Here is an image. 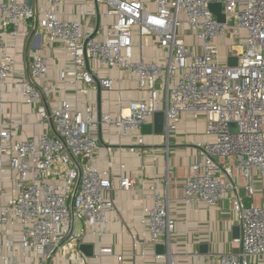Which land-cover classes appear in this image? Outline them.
Returning <instances> with one entry per match:
<instances>
[{"label": "built area", "instance_id": "obj_1", "mask_svg": "<svg viewBox=\"0 0 264 264\" xmlns=\"http://www.w3.org/2000/svg\"><path fill=\"white\" fill-rule=\"evenodd\" d=\"M61 1L50 0L53 8L37 20L31 0H0V105L12 87L15 95L37 107L40 122H50L53 128L52 133L19 139V126L28 122L17 117L0 122V173L13 176L10 195L0 205V225L18 228L21 248L36 256L48 249L51 254L74 250L78 235L72 226L77 220L102 235L108 213L115 208L111 194L133 190L135 182L124 176L116 180L112 162L104 170L95 165V130L108 126L123 139L164 111L168 143L182 114L190 113L204 117L211 140L198 144L199 154L183 187L185 204L211 207L232 194L233 210L240 216V250L219 255V264H253L264 258V205L242 202L234 174L236 169L246 180L250 197L256 179L264 181V0H154L156 11L144 0H84L104 6V16L115 19L106 30H83L77 21L59 19L54 8ZM215 2L223 6L224 23L210 10ZM33 21L44 41L59 44L69 54L73 68L63 70L61 80L75 93L112 90L115 80L103 71L116 70L133 76L145 96L120 98L117 117L110 112L95 117L92 104L78 110L68 100L51 109L46 94L57 88L40 85L49 73V57L35 54L25 72L17 70L9 53L18 29H34ZM229 34L240 43L224 45ZM147 38L158 41L159 60L143 57ZM223 47L227 49L222 60ZM137 50L141 56L135 55ZM230 57L237 58L236 65L228 64ZM144 144V136L138 135L130 152ZM262 189L264 194V184ZM152 194V205L144 209L149 245L166 246L165 253L154 256V264H178L169 251L176 227L169 199L155 188ZM101 252L112 249L103 247Z\"/></svg>", "mask_w": 264, "mask_h": 264}, {"label": "crops", "instance_id": "obj_2", "mask_svg": "<svg viewBox=\"0 0 264 264\" xmlns=\"http://www.w3.org/2000/svg\"><path fill=\"white\" fill-rule=\"evenodd\" d=\"M50 0H31L35 7L37 20L52 9ZM151 11H156L154 0H144ZM54 10L61 20L77 21L82 29L99 27L106 30L115 19L104 16V6L85 4L84 0H63ZM36 26V27H35ZM30 26L20 27L18 35L11 41L9 53L15 62L17 70L27 72L35 54L49 57V73L46 82L41 84L50 88H57L56 92L46 94L48 106L53 109L60 105L62 100H68L72 109L84 110L87 103L95 109V117L100 112H110L117 117L119 109L116 103L119 99L129 101L141 99L145 93L138 88L136 79L128 72L111 70L103 71V75H110L114 80V88L110 91L92 89L86 96L75 93L71 84L61 80L63 70H72L73 65L68 53L59 44H50L41 37V29L33 21ZM11 39V38H10ZM228 38L223 40L228 43ZM223 47L221 53H226ZM135 55L141 56L140 51ZM142 55L148 60H159L161 50L158 41L147 38ZM81 83H78V87ZM126 113V112H125ZM22 118L28 122L19 126L16 137L29 139L37 137L44 131L52 133L50 122H40L37 107L14 94L13 88H8L5 100L0 105V122L6 123L12 118ZM150 123H153L151 119ZM206 120L203 116L184 113L181 116L176 132L171 133L169 141L164 135L143 134L142 131L132 132L120 139L117 130L108 126H100L94 132L99 143L95 165L107 169L112 162L113 174L119 181L121 176L134 180L133 190H122L111 195L115 208L108 213L107 226L99 235L97 228H87L83 221H79L81 229L77 230L78 221L72 228L78 235L76 248L70 252L50 253L39 256L23 250L20 245V232L18 228L0 225V264H154L155 247L149 245V233L144 209L153 203V188L163 192L169 199L170 214L176 222L175 231L170 237V254L175 256L178 264H219L218 256L221 254L236 253L240 250L237 238L233 236V229L240 225V216L233 210L232 194L215 205L187 206L183 200V187L191 176V164L199 154L200 143L211 140L205 133ZM143 135L145 144L137 152H130L138 135ZM157 158L154 160L153 156ZM233 163V159L230 160ZM224 163V160H220ZM125 165L121 169V165ZM235 182L240 190L245 188L246 180L238 176L234 169ZM56 183L57 180H50ZM264 181L256 179V191L253 196L240 192L242 202L246 206L264 205ZM13 185V176L9 172L0 173V205L7 200ZM81 244L92 245L91 255L80 249ZM162 244V243H160ZM206 244L203 251L201 246ZM103 247H110L112 253H102ZM202 250V251H201ZM77 257H81L77 259ZM122 259L119 260L118 257ZM157 264H165L159 260ZM253 264H264V258H258Z\"/></svg>", "mask_w": 264, "mask_h": 264}, {"label": "water", "instance_id": "obj_3", "mask_svg": "<svg viewBox=\"0 0 264 264\" xmlns=\"http://www.w3.org/2000/svg\"><path fill=\"white\" fill-rule=\"evenodd\" d=\"M223 6L221 3H211L210 4V10L211 12L216 16L217 20L219 22H226V16L222 11ZM228 64L230 66H234L237 64V58L236 57H230ZM165 112L164 111H159L156 112L154 117H153V123H148L143 125L142 127V133L143 134H151L152 132H154L155 134L158 135H163L165 133ZM78 188V186H77ZM77 190V189H76ZM240 192H245V188H242V190H240ZM74 198H75V194L73 196V200H72V205L74 204ZM240 233H241V229H240V225L239 226H235L233 229V236L237 239H239L240 237ZM92 245L89 244H81L80 249L82 251H84L87 255H91V251H92ZM201 249L203 251H206L207 246L206 244L201 246ZM201 250V251H202ZM155 252L157 254H163L166 252V246L164 244H156L155 245Z\"/></svg>", "mask_w": 264, "mask_h": 264}, {"label": "rangeland", "instance_id": "obj_4", "mask_svg": "<svg viewBox=\"0 0 264 264\" xmlns=\"http://www.w3.org/2000/svg\"><path fill=\"white\" fill-rule=\"evenodd\" d=\"M227 38L229 39L228 40V43H224V45H232V44H239L240 43V39L239 38H235L233 37L231 34L227 35ZM224 51V50H222ZM221 56H222V60L224 59V53H221ZM78 222V226H77V230H80L81 229V224L79 221L81 220H77Z\"/></svg>", "mask_w": 264, "mask_h": 264}]
</instances>
